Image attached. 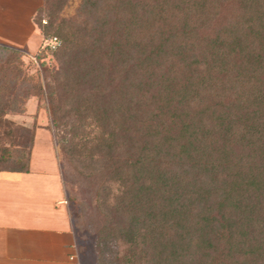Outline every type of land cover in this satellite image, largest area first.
<instances>
[{
	"label": "trees",
	"instance_id": "trees-1",
	"mask_svg": "<svg viewBox=\"0 0 264 264\" xmlns=\"http://www.w3.org/2000/svg\"><path fill=\"white\" fill-rule=\"evenodd\" d=\"M67 1L45 0L50 122L102 212L96 264H264V0H81L53 27ZM23 134L0 172H27Z\"/></svg>",
	"mask_w": 264,
	"mask_h": 264
},
{
	"label": "rangeland",
	"instance_id": "rangeland-1",
	"mask_svg": "<svg viewBox=\"0 0 264 264\" xmlns=\"http://www.w3.org/2000/svg\"><path fill=\"white\" fill-rule=\"evenodd\" d=\"M80 3L81 0H68L56 14L53 27L60 20L80 22ZM45 9V0H0V23L14 29L18 22L20 28L29 33V41L21 47L17 43L0 42L1 47L15 51L5 55L0 53V103L11 102L20 109V112H14L6 108L5 113L0 112V169L17 165L15 159L25 150L23 129L33 130V133L36 130L33 162L44 163L46 172L54 173V180L59 170L58 184L62 185L73 229L77 262L96 264L94 247L96 231L102 225V212L95 206L93 191H87V182L77 175L76 164L68 161L57 144L51 127L47 86L57 62L44 45L50 37H58L59 43L61 40L52 29L47 36L43 35V27L49 22ZM5 151L9 153L7 160L2 158V155H8ZM107 255L103 259H107Z\"/></svg>",
	"mask_w": 264,
	"mask_h": 264
},
{
	"label": "crops",
	"instance_id": "crops-1",
	"mask_svg": "<svg viewBox=\"0 0 264 264\" xmlns=\"http://www.w3.org/2000/svg\"><path fill=\"white\" fill-rule=\"evenodd\" d=\"M16 24L0 23V42L21 47L29 41ZM35 136L36 130L27 172H0V264H78L59 170L54 180L44 163L33 162Z\"/></svg>",
	"mask_w": 264,
	"mask_h": 264
},
{
	"label": "built area",
	"instance_id": "built-area-1",
	"mask_svg": "<svg viewBox=\"0 0 264 264\" xmlns=\"http://www.w3.org/2000/svg\"><path fill=\"white\" fill-rule=\"evenodd\" d=\"M59 41L55 38V37H50L47 39V41L45 42L46 47L50 48V49H55L56 47L59 46Z\"/></svg>",
	"mask_w": 264,
	"mask_h": 264
}]
</instances>
